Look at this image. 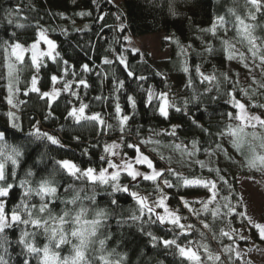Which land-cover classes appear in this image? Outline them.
Here are the masks:
<instances>
[{
	"label": "trees",
	"instance_id": "1",
	"mask_svg": "<svg viewBox=\"0 0 264 264\" xmlns=\"http://www.w3.org/2000/svg\"><path fill=\"white\" fill-rule=\"evenodd\" d=\"M248 11L245 0H121L117 4L110 0H0V133L5 135L7 145L20 148L23 152L22 157L17 158L19 166L16 168L15 186L8 197L2 198L6 202L5 212L10 214L20 202L23 191L19 187L20 180L28 181L27 187L33 189L28 204H38L35 188L40 177L47 173L51 174L49 179L60 181V200H74L67 205L57 201L51 206L53 217L64 211L68 213L63 224L57 221L53 226L48 210L44 213V219L49 220V228L47 232L42 229L38 233V240L41 245H48L47 256L41 253L40 257L46 260V264H104L102 257L110 264H193L180 256L175 246L165 247L163 241L171 240L174 236L181 247L195 248L202 264L214 262L209 261L204 249L197 245H207L213 254L219 253L218 248L224 245H246V238L236 239V234L241 230L247 240L256 245L264 244L257 228L245 216L237 182V175L250 169L256 168L264 175V126H260L262 131L236 127V107L229 102L227 95L235 96L250 112L264 118V73L249 75L246 69H241L244 58L256 63H261L264 58V14L257 13V19L251 21L255 25V54L249 49L243 33L237 31L236 19L247 17ZM218 17L224 18L223 27L219 26ZM18 24L23 27L18 28ZM214 24L217 25L216 35L212 31H202L212 29ZM122 25L126 28L124 32L120 31ZM38 29H43L55 41L56 52L59 53L55 63L47 57L43 59V66L37 73L38 88L46 90L52 87L50 77L57 75L59 87L63 89L67 81L72 90L78 93L79 100L70 92L61 91L60 96L55 101L50 100L48 105L49 108H61L63 104L64 113L53 116L46 111L47 117H54V124L47 122L43 128L13 127L2 106L10 98L6 91V81L9 79L7 70L15 66L16 77L10 82H16V92L25 91L31 95L35 94L29 90L34 68L28 56L17 63L8 46L16 42L25 45L31 43ZM157 31L164 32L161 45L168 48L166 59H152L147 53L133 51L124 45L126 33L137 36ZM176 40L179 46L174 42ZM223 40L229 41L230 50L222 43ZM207 46L212 47L211 54L206 51ZM181 48L185 49L183 55ZM114 53L124 55L135 75H143L146 80L129 77L115 60ZM229 55L233 58L229 59ZM105 58L113 60V64H104ZM62 61L68 62L69 73L74 70L75 76L63 75ZM83 64H87L90 70L82 72ZM185 64L189 68L188 73L183 71ZM197 65L201 67V72L215 75L217 80L202 82L195 71ZM114 74L124 81V88L118 93L114 91ZM81 78L89 85L87 88L79 85ZM189 78L191 87L188 86ZM138 85L143 89L152 88L156 93L166 91L169 102L182 111L170 107L168 118H164L159 114L158 100L154 99L148 104L146 92ZM209 88L211 90H207ZM117 95L122 115L130 117L123 132L120 131L114 107ZM130 95L136 100L135 110L128 103L127 97ZM96 97L101 99L97 100ZM80 102L88 105L85 115L99 113L112 128L101 129L89 121L75 123L67 113L69 108H78ZM31 105L29 102L25 109L32 110L35 116L37 108ZM193 120L199 127L192 123ZM174 125L179 126L176 136L165 134ZM37 129L56 137L62 146L32 135ZM112 136L122 137L120 144L125 157L135 154L134 149L124 147L125 143H133L152 156L161 165L160 172L163 173L156 182H152L142 177L132 180L126 172H121L118 183L146 193L151 200L158 193L157 189H163L168 194L169 204L181 216L187 215L193 226L191 230L181 235L178 226L161 223L146 210L140 219L134 220V215H140V205L128 191L113 192L111 180L101 183L83 177L75 179L66 172L58 175V170L54 171L55 160H69L81 169L105 166L106 159H101L103 147ZM193 140L198 142L199 151L194 156L196 161L209 160L212 165L201 167L200 163L194 162L189 168L182 169L169 160L165 152L167 147L179 146L180 150L191 152ZM142 141L149 143V149L141 145ZM150 144H154V147ZM217 145L220 147L217 148ZM5 151H10V148ZM29 169L36 176H28ZM215 169L220 170L227 183L216 177ZM12 171L13 166L9 161L6 164L9 183L13 182ZM199 178L215 181L218 195L208 205V211H201L197 216L184 207L180 198L211 193L202 186L184 185L185 179ZM165 179L173 185L172 188L164 187ZM225 197L233 205L235 213H244V216L233 213L225 217L223 214L227 209L222 207ZM216 208L220 209V215L214 218L212 212ZM101 212L103 215H98ZM33 214H38L36 209H33ZM229 221L231 227L236 229L232 239L220 235L221 229L228 231ZM54 228L58 230L57 238L52 236ZM74 230L75 236L72 234ZM5 231L12 241L8 249L9 264H22L23 257L19 255L21 249L15 243L20 228L13 226ZM149 233L158 240L153 241ZM60 235L63 242L58 244ZM220 257L219 264H257L249 259H233L228 253H221ZM32 264H36L35 260Z\"/></svg>",
	"mask_w": 264,
	"mask_h": 264
},
{
	"label": "snow or ice",
	"instance_id": "2",
	"mask_svg": "<svg viewBox=\"0 0 264 264\" xmlns=\"http://www.w3.org/2000/svg\"><path fill=\"white\" fill-rule=\"evenodd\" d=\"M245 3L249 6V11H248V16L247 17H238L236 19V24L238 25L237 31L243 33V38L247 39L248 41V46L249 49L255 54L256 53V47H255V35H254V28L255 25L251 24V21H255L257 19V13L264 14V0H245ZM170 12L172 10L170 9ZM175 14L174 12H172ZM80 15H85V13H80ZM90 15V13H88ZM99 19V17H98ZM219 20V26L223 27L225 21L223 17H218ZM248 21V22H246ZM18 28H22V24L17 25ZM216 28L217 25H213L212 29L208 30H202V31H212L213 35H216ZM121 32L126 31V28L122 25L120 28ZM225 32H227V29L225 28ZM38 40L30 45V47H25L21 43H15L13 45H9L8 47L11 49V54L13 55V50H23L25 53L30 52L31 53V66L36 69V72L38 73L40 68L43 66V59L47 57L48 59H51L54 63L57 62V58L59 57V53L56 52L57 45L56 43L49 39L48 36L46 35L44 30H41L38 34ZM125 42L130 43V38L125 36L124 37ZM40 41H42L44 44L47 45V51H40L39 50V44ZM177 43L179 46V41L176 40L174 41ZM222 43L225 45L227 49H231L230 43L228 40H223ZM189 48L191 47L190 45L188 46ZM128 49H124V51H127ZM133 51H136L133 49ZM206 51H208L210 54L212 52V47L207 46ZM181 54H185V49L181 48ZM17 61H23L24 59V54L23 56H20L18 54L14 55ZM114 58L119 62L120 65L123 66V70L127 73L129 77H134L135 79L139 81H144L146 80V77L143 75L136 76L135 73L132 71L131 66L128 64L126 58L124 55H115L114 53ZM229 59H232L233 56L229 55ZM113 60H110L108 58H105L103 63L106 65L113 64ZM63 63V75L68 76L72 75L75 76V71L73 70L71 73H69L68 69V62L67 61H62ZM261 64L264 65V58L261 59ZM89 66L87 64H83L81 66V71L82 72H87L89 71ZM183 71L185 73L189 72V68L187 64L183 67ZM195 71L198 76H200L201 81H208L209 83H212L217 80V77L215 75H205L203 72H201V67L197 65L195 67ZM11 74V70H10ZM51 82L53 85L56 83L60 82L59 77L57 75H52L50 77ZM114 79L116 80V83L114 84V91L115 92H120L124 88V81L118 79L115 77L114 74ZM37 83L38 79L37 76H33L31 79V88L30 91L32 92H39L40 90L37 88ZM79 85H83L85 88H87L89 85L87 82L81 78L79 80ZM192 81L191 78H189L188 81V86L191 87ZM139 87L142 88L141 85H138ZM8 89L10 93L14 94V86L10 82L8 85ZM143 91L146 92V102L148 104H151V102L154 99L158 100V110L159 114L163 116L164 118H168V109L170 107H174L176 111H182L180 107H177L174 104H171L168 100L167 94L166 93H156L154 89L148 88V89H143ZM207 90H211L210 88ZM61 91L64 92H70V94L79 100L78 93L76 91L72 90L71 84H69L67 81L64 82V87L63 89H57L55 87L52 88L51 92H40L41 98H47L48 100L55 101L61 94ZM243 91V90H242ZM247 95V93H245ZM229 96V102L233 104L234 107L240 109L245 107L243 103H240L235 96H232L231 94H227ZM97 100L101 99V97H96ZM128 103L131 106L133 110L136 108V100L133 96H128ZM10 104H12V99L9 98L8 101ZM47 102V101H46ZM239 102V103H238ZM13 107H16V105H13ZM88 105L84 104L83 102H80L79 107H72L67 115L69 118H72L73 121L77 124H79L81 121H89L92 122L94 126H99L101 129L104 128H112V125L106 124L103 117L99 113H93L91 115H85V111L87 109ZM115 113L117 116V119L119 120V126H120V131L123 132L125 126L127 125V122L129 121L130 117L128 115H122V108L119 104V96L117 95L115 97ZM187 107V101H185V108ZM10 116L12 115L11 113L9 114ZM49 116H51V113H49ZM236 119L240 120H251L255 121L256 123H259L261 126H264V120H262L259 116L253 115V116H244L240 115L237 117H234ZM194 125L199 127L197 122L195 120L192 121ZM13 127H18V125L13 124ZM178 125H174L171 129V131H165V134L170 135V136H176L177 133V128ZM253 127H255V124H253ZM204 130V129H202ZM32 135H35L37 138H43L46 139L48 142H50L53 145L57 146H62L60 145V141L52 136L49 135L48 133H42L38 129L35 133ZM144 143V141H142ZM120 145L118 143H114L111 146L106 145L105 146V153L108 155H116L115 149L119 148ZM124 147L127 148H132L134 151L137 153V157L135 160V163L137 164H146L148 169H152L151 174H147L138 170L133 169V165L131 162H125L122 166L124 170L127 171V175L132 178V180H136L137 177H142L146 181H152L156 182L157 178L162 176L163 173L156 171L154 169L153 162L146 156L143 155L142 153L139 152V149L136 147L135 144L133 143H125ZM179 147V146H177ZM220 146L217 145V148ZM10 151H5V149H9ZM199 151L198 149V142L193 140L192 141V151L188 152L189 156H195L197 152ZM208 155H213L214 153H207ZM226 154V153H225ZM23 152L20 148L17 147H10L6 143L5 135L3 133H0V264H9V258H10V253H9V246L12 244V241L8 239V236L6 235V229L12 228L13 226L19 227L20 228V234L19 238L15 241L17 246L20 247L21 251L19 255L23 257L22 264H32V261L35 260L36 264H46V260L40 259L41 253L46 257L49 251L48 245L46 243H43L42 245L39 243L38 240V233L43 229V231L47 232L49 228V220L44 219V213L46 209L49 212V219L53 222V226L55 225V222H59L60 224H63L65 222V217L68 215L66 211L62 212V214H58L56 216H51V210L53 209L51 206L55 204L57 201H60V203H64L67 205L70 202L73 201H62L60 200V194H59V185L60 181L56 179H49L48 177L51 175L50 173H47L45 175H42L40 177V180L38 181V184L35 188V194L36 196L39 197V203H32L28 204L27 200L29 197H31V194L33 192V189L30 187H27L28 181L26 180H20L19 182V187L23 189L22 195L20 198L19 204H17L15 207L12 208L11 213L8 214L5 212V207H6V202L2 198H6L9 196V193L11 192L12 188L15 186V176H16V168L19 166L18 159L19 157H22ZM101 159H105V157H101ZM11 162L13 166V171H12V177H13V182L9 183L7 182V177H6V164L8 162ZM143 161V162H142ZM108 164L109 168H117L118 166L114 164L111 160L106 161ZM197 163H200L201 167H204L203 162L201 161H196ZM129 168L131 171H129ZM58 170V175H62L64 172H66L69 176L75 178V179H80L81 177L87 178L90 181H96L99 180L101 183H108L109 180L113 181L111 187L113 192H127L128 189L121 184L118 183V177L120 175L119 171H115L111 174V176L108 175L107 169H101L98 176L95 174V170L92 168H89L87 170H82L79 168L75 163L70 162L69 160H55L54 161V171ZM209 171H213L212 169H209ZM216 173V177L221 180L224 183H227V181L224 179L222 175H220V170L215 169L214 170ZM169 173L171 174V169H169ZM79 174V175H77ZM28 176H36V173L29 169L27 172ZM164 186L167 188H172L173 185L168 182V180H164ZM184 185H194V186H202L206 189H208L211 192V197H208L207 199H202V200H194L191 202L181 198V203L184 205L185 208H188L189 211L194 212L197 216L200 215L201 210L194 209L191 205L199 203L202 205V210L203 211H208V205L213 203L215 201L218 193L216 191L217 185L215 181L209 180V179H204V178H199L195 180H184ZM159 191V189H157ZM130 195L137 201V203L140 205V215H134L133 219H140L141 216L144 214L145 210L148 213H151L152 215H155L156 220L165 223L166 220L173 225H176L180 228L181 235H184L187 230L192 229V225H183L180 223L181 217L178 215H175V213L169 212L168 207L165 204V200L167 199L166 195L161 193V198L158 201L153 202V206H150L147 202L148 198L147 197H142L136 192H131ZM225 203L222 205L227 211L223 214L225 217L228 215H231L235 213V209L231 202L227 199V197L224 198ZM113 203H116V201H113ZM155 208H164L165 213H167V216L165 215H158L155 212ZM33 209L37 210V215L33 214ZM236 215L244 216V213H235ZM98 215H103V212L99 213ZM220 215V209L216 208L212 212V216L215 218ZM170 217V219H169ZM99 222V221H97ZM251 222V221H249ZM205 228L208 227L207 224L204 225ZM259 232L260 236L262 239H264V226L261 225H255ZM228 231H225L224 229L220 230V235L221 236H227L229 239L233 238V235L236 234V229H233L231 227V221L228 222L227 224ZM31 229V231H29ZM57 233L58 230L54 228L52 232L53 238H57ZM73 236L76 235L75 230L73 231ZM153 241H157L158 237L152 235L149 233ZM203 235V234H201ZM240 239H245L244 236H240ZM63 242V236L60 235L58 238V244ZM235 242V241H233ZM165 247L168 246H175L178 249V253L180 256L190 260L193 262V264H202L201 257L200 255L196 252L191 250L190 247H181L177 243V237L174 236L173 239L171 240H164L163 241ZM189 245H191V241H189ZM197 247H202L204 249L205 255L207 256V259L209 261H213L214 264H219L221 261V257L219 255L213 254L205 244H199ZM225 253H228L231 255L233 252L236 254V258L240 259V254L239 252L231 247H225L223 249ZM79 255V252L77 253ZM104 260V264H110V262L106 258H101Z\"/></svg>",
	"mask_w": 264,
	"mask_h": 264
},
{
	"label": "rangeland",
	"instance_id": "3",
	"mask_svg": "<svg viewBox=\"0 0 264 264\" xmlns=\"http://www.w3.org/2000/svg\"><path fill=\"white\" fill-rule=\"evenodd\" d=\"M110 1L117 4L121 0H110ZM84 26L85 25H82V27H84ZM41 30H43V29L37 30L36 38L31 43L26 44V45L22 44V45H24L25 47H30V45L32 43H34L38 40V38H39L38 34ZM46 35H47V33H46ZM125 36L130 38V43L125 42V40H124V45H125V47L130 48L131 50L135 49L136 51H139L142 54L147 53L152 59H157V60H163V59H166L168 57V48L163 47L161 45V40L164 37L163 31H157V32L144 34V35H137V36H132V35L126 33ZM48 38L51 39L49 36H48ZM51 40H53V39H51ZM16 43H18V42H16ZM13 44H15V43H13ZM13 44H11V45H13ZM39 50L40 51H47L48 50L47 45L44 44L42 41H40ZM10 51H11V49H10ZM16 54H18L20 56H23V54H24V57L28 56V58L31 61V53L30 52L26 51L24 53L23 50H13L12 56L14 57L15 60H16V58L14 55H16ZM243 60H244V63H243L244 65H241V69H246L247 72L249 73V75H254V74L261 75V73H264V67L261 65V63H256L255 61H253L250 58H244ZM19 62H21V61H17V63H19ZM236 65H238V64H236ZM236 67H238V66H236ZM10 70H11V74H10ZM34 75L37 76V79H38V75H37L35 68H34V71L32 72L31 79ZM7 77L9 79L6 81V84H7L6 91H7L8 95L10 96V98L12 99V104L7 102V103H4L2 106L6 110L7 119L9 120V122L18 125V127H20V128H24V127L38 128V126L43 128V126L46 125L45 123H47V122H49L50 125L55 123L54 117H47L46 116L47 115L46 111H49L52 113V115L54 114L57 116L62 115V113H64L65 107L63 104H62L63 107L61 106V108H49L48 104L51 101L48 100L47 98H41V96H40V92H51L53 87H55L57 89H62V86H61V88L59 87V84H58L59 82L56 83L55 85H53L52 87H50L49 89H46V90L39 89L38 83H37V88L40 91L39 92H33L37 95H35V94L30 95V94H27V92H25V91H23L22 93H19L18 90L16 92V89H15L14 94H13V93L9 92L8 85L11 81L10 79L13 80L16 77V69H15L14 65L7 70ZM11 83L15 87L16 82L12 81ZM30 88H31V81H30V85H29V90H30ZM159 93H166L167 97H168V93L166 91H160ZM238 101L240 103H243L241 100H238ZM29 102L32 103V105H31L32 107L37 108V110H35V112H36L35 116H33L34 112L32 110L28 111V109H25V108H27V105ZM13 105H16V107H13ZM244 106L245 107L240 108V109L236 108V116L235 117L240 116V115H244V116H248V117L256 115V116H259L262 120H264V118L262 116H260L259 114L250 112L247 109V106L245 104H244ZM70 109L71 108H69V110ZM10 113L12 114L11 116L9 115ZM253 124H255V127H253ZM260 126L261 125L259 123H256L255 121H251V120H247V119H245V120L236 119V127H239L242 129L250 128V129H256V130L262 131V128ZM106 141L107 142L104 144V147H103L104 148L103 157H105L106 161L111 160L118 167L117 168H109L108 164L106 162L105 166H103L99 169L92 168L95 170V174L97 176H98V174L102 168L107 169V173L109 176H111V174L115 171H119L120 173L121 172L127 173L126 170H124L122 167H120L125 162H131L134 170H138V171H141V172H144L147 174L152 173L153 170L148 169L146 164L135 163V160L137 157L136 152L133 155V157L132 156L131 157H125L124 156L125 154L123 155V152L121 149V144H120L122 142V137L112 136V137H109ZM114 143H118L120 145L119 148L114 150V151H116L117 154L116 155H108L107 153H105V146L106 145L111 146ZM141 145L144 148L149 149V146H148L149 143L148 142L141 143ZM150 145L154 147V144H150ZM165 150H166L165 152L167 153L169 160L177 163L182 169L183 168H189L194 162H196V159L194 156H189L187 151L184 152V151L180 150L178 147H172L171 148L169 146ZM139 152L142 153L143 155H146L153 162L154 169L156 171L160 172L161 165L157 164L153 160L152 156H149L141 148L139 149ZM213 158H215V157H213ZM203 164L204 165H212V161L204 160ZM87 169H89V168H85L82 170H87ZM129 171H131L130 168H129ZM138 178H140V177H137V179ZM97 181H99V180H97ZM237 182H238V190H239L240 199L242 201L245 216H246L247 220L251 221L249 223H251L253 226H254V224L264 226V175L262 174L261 171H259L256 168L250 169V170L246 171L245 173L238 174L237 175ZM122 186L126 187L128 189L129 193L136 192L142 197H147L148 198L147 202L150 206H153V202L158 201L161 198V193L166 195V197L168 195L167 192H165L163 189H161L160 191H158V193H156V196L151 200L146 193L134 191V190L130 189L128 185H122ZM208 197H211V193H209L207 196H204L201 194V195H190V196H185V197H181V198L188 200L191 204V202L194 200L207 199ZM181 198H180V200H181ZM165 204L168 207L169 212L175 213V215H178L181 217V219H180L181 224L186 225V226L191 225L190 221L187 218V215L181 216L178 213V211L176 209H174L169 204L168 199L165 200ZM191 206L194 209L203 211L202 205L199 203L192 204ZM155 212L158 215L167 216V213H165L164 208H155ZM191 213L195 214L194 212H191ZM169 219H170V217H169ZM166 222H168V221L166 220ZM168 223H170V222H168ZM258 234L260 236L259 230H258ZM240 236H244L246 238L245 239L247 242L246 245L240 246L237 243H235L234 245H231V246L224 245L223 248H218L220 250V252L215 253V255L220 256L221 253H225L223 251V249L225 247H231V248L236 249L239 252L240 259H242V260L249 259V260H251L257 264H264V244L263 245H259V244L256 245L251 240H247V236L244 233H242V230L238 231V233L236 234V239L239 240ZM262 241L264 243V239H262ZM190 248H191V250L197 252V250L195 248H193L192 246H190ZM231 256L233 257V259H235L236 258L235 252H233L231 254Z\"/></svg>",
	"mask_w": 264,
	"mask_h": 264
}]
</instances>
